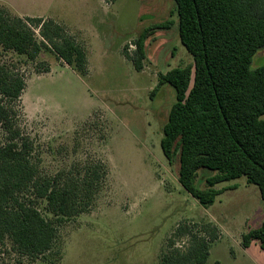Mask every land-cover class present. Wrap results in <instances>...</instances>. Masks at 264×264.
Listing matches in <instances>:
<instances>
[{"label":"rangeland","instance_id":"1","mask_svg":"<svg viewBox=\"0 0 264 264\" xmlns=\"http://www.w3.org/2000/svg\"><path fill=\"white\" fill-rule=\"evenodd\" d=\"M1 6L60 23L88 54L89 73L81 76L53 52L31 61L0 45V61L15 64L27 83L21 123L35 141L41 173L102 161L109 175L91 210L60 227L51 253L28 257L8 239L0 264H159L179 225L203 222L221 231L207 264H264L258 242L242 246L243 235L264 221L259 188L246 177L225 182L218 188H235L205 208L179 183V159L170 164L164 156L163 128L176 90L169 84L155 95L154 90L161 74L194 63L179 37L174 0H0ZM169 20L175 24L171 29L157 30L147 40L138 72L125 51L133 53L145 28ZM263 64L264 49L253 68ZM40 211L53 217L45 203Z\"/></svg>","mask_w":264,"mask_h":264},{"label":"trees","instance_id":"2","mask_svg":"<svg viewBox=\"0 0 264 264\" xmlns=\"http://www.w3.org/2000/svg\"><path fill=\"white\" fill-rule=\"evenodd\" d=\"M174 1L179 37L194 63L161 74L154 90L166 84L176 90L163 128L164 156L170 164L179 159V183L205 208L235 188L218 185L242 177L264 201V64L253 68L264 49V0ZM174 25L169 20L145 28L133 53L125 51L138 72L147 40ZM0 45L31 61L53 52L81 76L89 73L86 48L52 19L22 17L1 6ZM26 86L15 64L0 61V252L9 239L17 252L39 258L55 249L64 223L91 210L109 168L95 161L42 174L35 141L21 123ZM44 203L52 218L40 211ZM173 235L159 264H207L221 231L212 222L183 223ZM184 237L188 241L177 246ZM254 241L264 249V221L243 235V248Z\"/></svg>","mask_w":264,"mask_h":264},{"label":"crops","instance_id":"3","mask_svg":"<svg viewBox=\"0 0 264 264\" xmlns=\"http://www.w3.org/2000/svg\"><path fill=\"white\" fill-rule=\"evenodd\" d=\"M6 7H8V8H10L11 10H12V8L11 7H9V6H6ZM13 11V10H12ZM14 12V11H13ZM14 13H16V12H14ZM17 15H19V16H21L20 14H18V13H16ZM89 62V61H88ZM60 63H61V61H60ZM65 68H70L69 66H67L66 64H65ZM61 67H62V63H61ZM72 69V68H71ZM52 71L54 70V67H52V69H51ZM259 244V243H258Z\"/></svg>","mask_w":264,"mask_h":264}]
</instances>
